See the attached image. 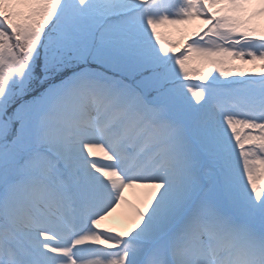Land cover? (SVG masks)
I'll list each match as a JSON object with an SVG mask.
<instances>
[{
  "label": "snow or ice",
  "instance_id": "6c2138e0",
  "mask_svg": "<svg viewBox=\"0 0 264 264\" xmlns=\"http://www.w3.org/2000/svg\"><path fill=\"white\" fill-rule=\"evenodd\" d=\"M0 264H264V0H0Z\"/></svg>",
  "mask_w": 264,
  "mask_h": 264
},
{
  "label": "bare ground",
  "instance_id": "6f19581e",
  "mask_svg": "<svg viewBox=\"0 0 264 264\" xmlns=\"http://www.w3.org/2000/svg\"><path fill=\"white\" fill-rule=\"evenodd\" d=\"M127 195H129L130 199H134V196L132 195L131 190H129V193H127ZM121 212L122 210H118L117 213L113 215V217L109 218V220L106 221V224L117 226V227H122L123 222L121 218Z\"/></svg>",
  "mask_w": 264,
  "mask_h": 264
},
{
  "label": "rangeland",
  "instance_id": "374dc122",
  "mask_svg": "<svg viewBox=\"0 0 264 264\" xmlns=\"http://www.w3.org/2000/svg\"><path fill=\"white\" fill-rule=\"evenodd\" d=\"M195 23H199V22L197 21V22H195Z\"/></svg>",
  "mask_w": 264,
  "mask_h": 264
}]
</instances>
